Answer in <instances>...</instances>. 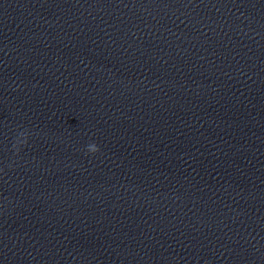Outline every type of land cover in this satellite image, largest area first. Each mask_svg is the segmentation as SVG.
<instances>
[{"label": "clouds", "instance_id": "clouds-1", "mask_svg": "<svg viewBox=\"0 0 264 264\" xmlns=\"http://www.w3.org/2000/svg\"><path fill=\"white\" fill-rule=\"evenodd\" d=\"M26 143H27V140L24 142V144H26ZM13 148L16 150L17 153L19 152V149L16 148V145H15V144H13ZM87 151H88L89 153H97V152L100 151V149H99V147H98L97 144H95V143H90V144L87 146Z\"/></svg>", "mask_w": 264, "mask_h": 264}]
</instances>
